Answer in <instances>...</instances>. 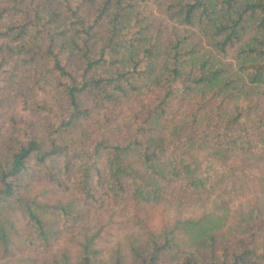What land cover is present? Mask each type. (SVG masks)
<instances>
[{
    "label": "trees",
    "instance_id": "obj_1",
    "mask_svg": "<svg viewBox=\"0 0 264 264\" xmlns=\"http://www.w3.org/2000/svg\"><path fill=\"white\" fill-rule=\"evenodd\" d=\"M4 138L2 257L59 243L83 205L185 196L213 210L148 231L130 264H264V0H0ZM95 240L54 264H126Z\"/></svg>",
    "mask_w": 264,
    "mask_h": 264
},
{
    "label": "rangeland",
    "instance_id": "obj_2",
    "mask_svg": "<svg viewBox=\"0 0 264 264\" xmlns=\"http://www.w3.org/2000/svg\"><path fill=\"white\" fill-rule=\"evenodd\" d=\"M7 115L2 117V123L8 121ZM8 140L0 139V150ZM256 178L264 181V165L255 171ZM31 193L41 194L43 190L51 189L41 181H34L30 185ZM261 189L258 192L238 200L231 205L230 222L238 218L240 213L261 198ZM51 197L66 199L67 195L53 193ZM189 198V199H188ZM212 205L200 203L194 198L180 196L172 201L157 207H126L123 212L114 211L105 205L103 208L83 205L80 211L82 219L76 225L68 228L60 236L59 243L52 245L48 250H43L39 245H28L19 241L11 256L2 257L0 264H54L69 256L75 262L81 249L84 238L96 236L95 250L99 252L102 262L110 263L117 256H121L126 264L132 262V249L141 246L148 238V231L159 233L162 230H171L177 222L203 212H211ZM20 235L28 234L27 228L19 217H15ZM145 227L147 229H145Z\"/></svg>",
    "mask_w": 264,
    "mask_h": 264
}]
</instances>
